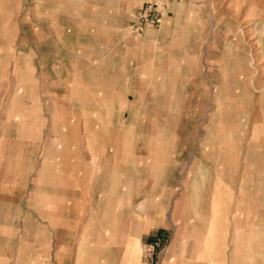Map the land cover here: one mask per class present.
Wrapping results in <instances>:
<instances>
[{"label": "rangeland", "instance_id": "374dc122", "mask_svg": "<svg viewBox=\"0 0 264 264\" xmlns=\"http://www.w3.org/2000/svg\"><path fill=\"white\" fill-rule=\"evenodd\" d=\"M241 76L260 80L258 92L249 85L241 96ZM114 89L137 97L139 109L150 104L131 117L146 127L139 138L165 140L179 157L197 156V132L206 140L217 122L246 125L249 140H236L264 146V0H0V177L2 156L17 154L18 141L41 134L44 155L53 130L64 154L68 125V150L88 155L81 130L95 139L103 93ZM192 166L179 165L171 181L187 203H197ZM256 175L235 182L239 193L242 183L264 191V172Z\"/></svg>", "mask_w": 264, "mask_h": 264}, {"label": "crops", "instance_id": "0c3cea01", "mask_svg": "<svg viewBox=\"0 0 264 264\" xmlns=\"http://www.w3.org/2000/svg\"><path fill=\"white\" fill-rule=\"evenodd\" d=\"M130 95L103 93L95 139L89 141L87 126L81 130L88 155L68 150L74 145L68 125L64 154L51 130L46 154L39 134L2 156L0 264H264V191L256 195L242 183L239 193L235 184L260 179L264 146L236 140L249 133L246 125L234 129L216 119L208 139L197 132V156L179 157L165 140L139 138L146 127L131 117L150 104L139 109ZM92 147L98 152L91 156ZM186 164H196L197 203L185 202L171 185ZM158 241L162 248L147 256L145 248Z\"/></svg>", "mask_w": 264, "mask_h": 264}, {"label": "bare ground", "instance_id": "6f19581e", "mask_svg": "<svg viewBox=\"0 0 264 264\" xmlns=\"http://www.w3.org/2000/svg\"><path fill=\"white\" fill-rule=\"evenodd\" d=\"M244 72H246V71H244ZM243 71L241 72V75L242 74H245ZM263 72V71H262ZM246 76V75H245ZM263 78V77H262ZM241 81H239L242 85H243V89L245 90V91H243L242 92V94H241V96H244V95H247V93H249V91H248V89H249V85H250V88H252V89H254V91H256V92H258V86H256L258 83H259V81L260 80H258V79H256V78H254V77H252L251 79L249 78V77H244V76H241ZM260 79V78H259ZM262 80V79H261ZM262 82V81H261ZM260 84V83H259ZM231 93V92H230ZM233 98L234 97V95L232 94H230V95H226L224 98H226V99H230V98ZM247 96H245V98H246ZM219 101H221V100H218V102ZM219 103H221V102H219ZM230 116V118L232 119V120H235L234 118H233V116L231 117V114L229 115ZM228 119V118H227ZM228 120H230V119H228ZM247 123H249L248 122V120H247ZM247 127V126H246ZM246 140H247V137H244ZM258 137H256V135H254L253 136V139L254 140H256ZM250 140H252V139H250ZM46 165V164H45ZM93 166V165H92ZM103 173V172H102ZM103 175V174H102Z\"/></svg>", "mask_w": 264, "mask_h": 264}, {"label": "built area", "instance_id": "2783aa9c", "mask_svg": "<svg viewBox=\"0 0 264 264\" xmlns=\"http://www.w3.org/2000/svg\"><path fill=\"white\" fill-rule=\"evenodd\" d=\"M159 245L160 244L158 242L154 243L153 245H148L146 249L147 253L153 254L156 248L159 247Z\"/></svg>", "mask_w": 264, "mask_h": 264}]
</instances>
